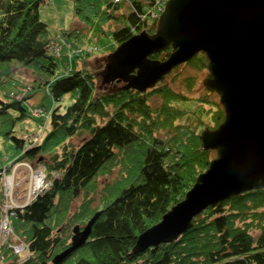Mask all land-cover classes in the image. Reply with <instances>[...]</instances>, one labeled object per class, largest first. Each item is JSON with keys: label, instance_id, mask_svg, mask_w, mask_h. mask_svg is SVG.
Returning a JSON list of instances; mask_svg holds the SVG:
<instances>
[{"label": "trees", "instance_id": "1", "mask_svg": "<svg viewBox=\"0 0 264 264\" xmlns=\"http://www.w3.org/2000/svg\"><path fill=\"white\" fill-rule=\"evenodd\" d=\"M72 1L85 27L64 29L63 35L73 45L90 43L108 53L137 33H154L159 18L153 15L168 0ZM42 2L0 0V75H12L16 61L39 79L25 96L0 94V216L10 217V242L27 247L26 255L7 250L4 264H264V188L210 205L177 240L135 252L139 235L183 200L209 168L215 153L203 148L201 134L223 122V105L207 89L191 96L197 76L184 78V90H176L168 75L143 93L118 81L110 90L98 87L86 63L91 55L68 62L67 53L52 52L51 31L39 13ZM172 51L168 46L150 57L163 60ZM207 63L200 52L184 64L201 71ZM40 90L54 102L71 94V103L51 108L50 129L35 142L23 138L18 121L35 119V106L27 104ZM154 97L161 98L159 104L152 103ZM190 100L195 111L181 105ZM22 161L42 166L49 186L6 211L2 181ZM104 174L114 179L95 205L93 192ZM81 196L75 220L73 204ZM99 211L86 243L57 258L72 244L75 221L84 227Z\"/></svg>", "mask_w": 264, "mask_h": 264}, {"label": "water", "instance_id": "2", "mask_svg": "<svg viewBox=\"0 0 264 264\" xmlns=\"http://www.w3.org/2000/svg\"><path fill=\"white\" fill-rule=\"evenodd\" d=\"M168 46L167 58L150 57ZM200 52L208 58L204 86L225 111L217 128L201 134L216 156L185 198L139 235L135 252L177 240L210 205L264 188V0H168L154 33H137L108 55L105 78L143 93ZM100 215L76 225L57 258L83 246Z\"/></svg>", "mask_w": 264, "mask_h": 264}, {"label": "rangeland", "instance_id": "3", "mask_svg": "<svg viewBox=\"0 0 264 264\" xmlns=\"http://www.w3.org/2000/svg\"><path fill=\"white\" fill-rule=\"evenodd\" d=\"M39 13L41 19L49 25L52 42L51 49L54 55L60 56L62 53H67L69 59L68 62H72L76 55H91V57L87 59L86 63L88 69L96 74L98 87L106 90L113 88L112 84H110L111 82L108 80V82L106 81V74L104 73V71L107 70L106 60L108 55L113 51L108 53L104 52L99 46L90 43L73 45L62 33V30L64 29L72 30L85 27V24L74 13L73 1L43 0L39 8ZM176 68L177 69L175 71H172L170 74H168L169 77L167 78V81H169L176 90H184V78L188 76H197L199 82L195 92H193L191 96H202L204 90L206 89L204 86V79L208 74L207 68L200 71L185 64H181ZM11 72L12 75L8 73V70L5 71L4 74L0 75V94L5 93L10 96H25V94L29 92L31 86L33 87V84L37 83V80H39L38 78H35L34 74L30 70L20 66V64L16 61L14 64H12ZM215 97H218L219 99L217 93L215 94ZM28 101V108L35 106L33 109H30L35 119L19 120L18 125L22 129L23 138L25 140L39 142L44 138L45 134L50 129L49 111H51L53 106H57L59 104H61L63 106L62 109H64L65 105L71 103V94H67L62 100L54 102L48 96L45 90H40L33 96V98H30ZM160 101V97H154L152 103L157 105L160 103ZM195 103V100H190L186 103H182L181 105L191 109L192 111H195ZM186 119H188V117ZM191 119L192 124L197 122L196 117ZM76 141H78V139H76ZM214 153L216 156L215 151ZM115 174H117V171ZM47 176V171H45L42 166H37L30 162L22 161L15 163L12 172L9 175H6L2 182H4L5 187H7L10 192L8 194L9 199L12 200V202L16 201L20 204L26 202L29 200V198H34L39 192L43 190L44 187L49 186ZM113 177L114 174L113 176H111V174H104L98 178V192H93H96L94 201L95 205L96 202H99L97 196L101 195L102 189L106 186L107 182L113 181ZM90 193H92V191ZM82 202L83 197L81 196L77 198L73 204L72 213L74 214H72V218L75 220H77L76 216L81 211ZM75 223L76 224L71 227L72 229L76 225H80L77 223V221H75ZM24 247L26 248V246ZM25 252H27V248L22 253L26 255ZM4 261L5 253L2 261L0 259V264H4Z\"/></svg>", "mask_w": 264, "mask_h": 264}, {"label": "built area", "instance_id": "4", "mask_svg": "<svg viewBox=\"0 0 264 264\" xmlns=\"http://www.w3.org/2000/svg\"><path fill=\"white\" fill-rule=\"evenodd\" d=\"M164 8L161 10H158L154 13L153 17H158L161 15V13L163 12ZM161 12V13H160ZM7 190V196L10 193L9 190L7 189V187H5ZM9 198V196H8ZM30 200V198H29ZM27 200V201H29ZM12 200L9 199V203L10 205H7L5 207V210L8 211L9 209H11L12 207H17L20 204L15 202H12ZM13 213V212H12ZM7 214V213H6ZM14 214V213H13ZM14 233V229L10 223V217L9 215H6L4 217L0 216V259L2 261V259L4 258V253L7 250H10L11 248L16 252V253H22L26 250V248L24 247L25 245L22 242H19L20 240H16L14 243L10 242L11 236Z\"/></svg>", "mask_w": 264, "mask_h": 264}, {"label": "flooded vegetation", "instance_id": "5", "mask_svg": "<svg viewBox=\"0 0 264 264\" xmlns=\"http://www.w3.org/2000/svg\"><path fill=\"white\" fill-rule=\"evenodd\" d=\"M120 83L126 84V82H124V81H121Z\"/></svg>", "mask_w": 264, "mask_h": 264}]
</instances>
